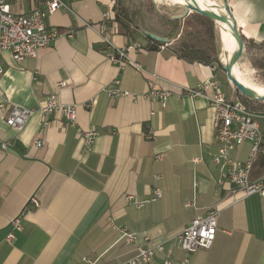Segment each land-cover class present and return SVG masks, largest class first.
Returning <instances> with one entry per match:
<instances>
[{"label":"crops","instance_id":"obj_1","mask_svg":"<svg viewBox=\"0 0 264 264\" xmlns=\"http://www.w3.org/2000/svg\"><path fill=\"white\" fill-rule=\"evenodd\" d=\"M44 1L10 4L16 14H29ZM222 1L244 38L264 41V0L215 3ZM66 2L68 9L47 17L58 33L51 47L22 62L0 55V264H118L138 247L159 244L165 250L150 264H264V198L234 202L231 184H219L214 110L206 94H189L213 79L225 95L223 68L186 62L169 46L152 50L142 33L125 36L104 18L113 0ZM133 44L140 48L128 52L131 64L111 61L116 49ZM152 77L169 93L165 107L148 96ZM235 95L225 97L239 99L237 89ZM51 99L76 106L74 125L57 112L41 114ZM14 105L35 110L21 132L7 124ZM258 113L264 134V112ZM87 131L96 133L91 144ZM250 150L245 142L231 159L245 161ZM252 171L253 179L264 176V154ZM156 190L162 196L151 201ZM31 197L38 206H28L22 229L8 241L10 222ZM213 206L220 212L212 247L182 249L177 235Z\"/></svg>","mask_w":264,"mask_h":264},{"label":"built area","instance_id":"obj_2","mask_svg":"<svg viewBox=\"0 0 264 264\" xmlns=\"http://www.w3.org/2000/svg\"><path fill=\"white\" fill-rule=\"evenodd\" d=\"M68 9L66 0H45L43 8L35 9L29 14H16L12 10L10 0H0V55L9 52L12 59L16 62H22L27 58H36L42 49L51 47L50 45L58 37V33L49 28L47 17L60 10ZM106 20H112L111 12L104 14ZM72 37V34H68ZM109 48L114 49L112 44L106 41ZM140 47L133 44L127 48L116 49V54L110 57L113 63L124 67L131 64L128 52L132 49L138 50ZM140 68L139 65H135ZM0 68V74L2 73ZM154 77L148 82V96L159 98L163 107L166 106L169 93L158 89L154 83ZM116 83H119L116 81ZM60 87L67 86L66 82L59 83ZM116 95H126L121 91H112ZM191 96L206 94L210 105L214 110V128L218 141V152L214 157V163L223 170L220 185L227 181L231 184V198L234 202L242 201L251 196H261L264 198V176L258 179L251 177L253 167L259 154H264V134L261 129L260 119L263 117L256 111L249 110L239 100H228L222 92L219 83L210 79L200 83L194 91H189ZM41 114L59 113L64 119L66 125L76 123V106H65L58 104L51 99L40 108ZM35 113L34 109L13 106L7 124L16 131L21 132L30 117ZM46 125L48 123H45ZM96 133L87 131L85 141L88 144L93 142ZM249 142L251 150L245 161H236L231 159V153L238 146ZM7 148V144L2 145ZM42 142H37V147H41ZM194 161H200L198 159ZM162 196L159 190H156L151 201L160 199ZM38 206L37 199L31 197L28 205L22 213L10 222L11 231L7 235L8 241L15 239V231L22 229V220L24 214L28 211L29 205ZM143 204H140L142 206ZM220 209L217 206L209 208L204 215H199L193 219L176 237L179 246L189 253H194L200 249H210L214 243L217 232V220ZM125 237L129 242H134V235L125 232ZM162 244L157 246L138 247L135 255L124 263L118 264H150L154 259L156 252H164ZM164 264H177L170 260H165Z\"/></svg>","mask_w":264,"mask_h":264},{"label":"trees","instance_id":"obj_3","mask_svg":"<svg viewBox=\"0 0 264 264\" xmlns=\"http://www.w3.org/2000/svg\"><path fill=\"white\" fill-rule=\"evenodd\" d=\"M112 20L119 31L133 39L141 30L167 39L158 42L144 35L147 47L158 50L163 46L170 49L180 59L189 63L222 67L223 39L219 27L210 19L197 14H186L179 4L162 8L154 0H113ZM154 14L167 33L164 36L153 31L147 14ZM185 25V27H184ZM143 34V33H142ZM244 53L239 67L243 77L250 83L264 88V41L257 42L244 38ZM248 64V66L246 65ZM239 100L252 111L264 112V102H254L237 90Z\"/></svg>","mask_w":264,"mask_h":264},{"label":"water","instance_id":"obj_4","mask_svg":"<svg viewBox=\"0 0 264 264\" xmlns=\"http://www.w3.org/2000/svg\"><path fill=\"white\" fill-rule=\"evenodd\" d=\"M184 1L186 3L181 6L186 10L187 15L193 12L200 14L213 21L219 27L221 36L223 29L228 30L233 35L235 39L233 54H231L229 49H227L226 41L222 36L224 45V59L221 60V63L223 70L226 73L227 79L244 96L248 97L254 102H264V95L257 93L252 87L242 82L241 79L234 77L236 70L239 69L240 62L243 57L244 39L238 28L237 22L231 12L229 5L225 1H222V3H215L213 6H204L202 3H200L199 0ZM141 32L146 36L154 38L158 42H167L166 38L153 35L144 31L143 29L141 30ZM225 58H227V60Z\"/></svg>","mask_w":264,"mask_h":264},{"label":"rangeland","instance_id":"obj_5","mask_svg":"<svg viewBox=\"0 0 264 264\" xmlns=\"http://www.w3.org/2000/svg\"><path fill=\"white\" fill-rule=\"evenodd\" d=\"M154 1L157 2L158 5H160V7H162V8L166 7L167 5H171V6L176 5V3H174L170 0H154ZM147 17L149 19V22H150V25H151V28L153 29V31L160 34L161 36H164V34L167 33L168 30H166V28H164L162 26V23L160 22V20L158 18L155 17L154 14L148 13ZM184 27H185V25H184ZM250 84H252V83H250ZM252 85H254V84H252ZM254 86H256V85H254ZM221 87L224 90L225 95L229 99H231V98L233 99L236 96L235 95L236 94V88L228 81L227 77L224 75L221 76ZM256 87H258V86H256ZM259 88H262V87H259Z\"/></svg>","mask_w":264,"mask_h":264},{"label":"bare ground","instance_id":"obj_6","mask_svg":"<svg viewBox=\"0 0 264 264\" xmlns=\"http://www.w3.org/2000/svg\"><path fill=\"white\" fill-rule=\"evenodd\" d=\"M176 4H179V5H183L185 4L186 2L184 0H170ZM200 3H202L204 6H213L215 4V0H199ZM222 36L223 38L225 39L226 41V46H227V49H229V51L231 52V54H233V49H234V46H235V39L233 37V35L226 29H223L222 31ZM222 59H224V57H222ZM227 60V58H225ZM234 77L238 78V79H241L242 82H244L245 84L249 85L250 87H252L257 93L261 94V95H264V88H259V87H256L252 84H250L242 75V73L239 71V70H236L235 74H234Z\"/></svg>","mask_w":264,"mask_h":264}]
</instances>
